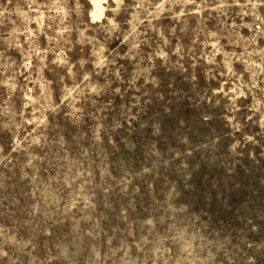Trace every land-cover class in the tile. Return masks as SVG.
<instances>
[{
  "label": "clouds",
  "instance_id": "1",
  "mask_svg": "<svg viewBox=\"0 0 264 264\" xmlns=\"http://www.w3.org/2000/svg\"><path fill=\"white\" fill-rule=\"evenodd\" d=\"M0 264H264V0H0Z\"/></svg>",
  "mask_w": 264,
  "mask_h": 264
}]
</instances>
